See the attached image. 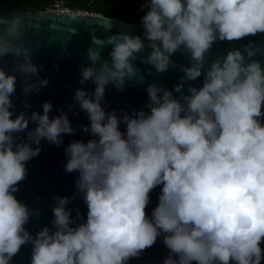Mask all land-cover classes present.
<instances>
[{"label":"clouds","instance_id":"9594fccd","mask_svg":"<svg viewBox=\"0 0 264 264\" xmlns=\"http://www.w3.org/2000/svg\"><path fill=\"white\" fill-rule=\"evenodd\" d=\"M141 11L143 39L119 35L110 61L90 46L91 64L80 69V83L95 85L93 92L77 89L73 97L89 121L79 127L92 138L68 144L64 171L78 173L75 187L87 206L86 220L73 226L66 205L76 195L56 196L51 227L35 237L25 225L40 213L15 196L27 178L26 164L39 155L41 140L59 146L63 135L77 128L63 110L50 117V102L43 103L42 114L12 111L16 73L23 74L25 96L49 81L38 78L33 48L24 39L25 16L15 15L0 28V61L14 57L12 73L0 64V264H10L28 243L30 264H129L160 237L168 249L163 264L264 261V66L253 59L264 55V48L249 43L243 52L229 50L205 65L217 40L264 33V0H143ZM86 15L56 11V16ZM145 40L151 51L141 62L156 72L175 69L171 57L178 51L188 55L190 66H181L184 75L173 90L148 85V111L106 112L107 85L123 90L126 79H133L139 70L133 61ZM202 75V87L189 85V94H183L185 84ZM74 107L68 105L69 111ZM76 215L81 216L78 208Z\"/></svg>","mask_w":264,"mask_h":264},{"label":"water","instance_id":"95a60500","mask_svg":"<svg viewBox=\"0 0 264 264\" xmlns=\"http://www.w3.org/2000/svg\"><path fill=\"white\" fill-rule=\"evenodd\" d=\"M85 13V12H81ZM85 17L56 16L55 11L34 10L32 8L0 6V28L11 22L15 15H24L26 18L25 41L30 42L33 48V63L39 66V79H48V84L39 93L35 91L25 96L22 92L23 74L16 73V92L11 97L14 103L12 111L18 115L24 112L31 115L33 111L43 113L42 105L50 102L53 110L50 117L58 116L63 110L67 113L72 126L77 128L74 134L63 135V143L56 146L47 140H41L39 155L27 162V178L19 183V190L15 193L16 198L34 211H39L40 215H33L25 225L26 229L35 237L36 233L43 227H51L54 219L52 208L55 206V197L76 195V199L67 208L72 209L74 225L86 220L87 206L77 192L75 181L78 173H66L64 171L67 162L65 148L73 140L87 142L92 137L80 129V125L89 124L87 114L79 108L73 97L77 89H85L93 92L95 85L89 80L84 84L80 83L81 66H89L90 59L87 56V49L92 46L101 52L103 59L110 61L112 43L122 34L140 35L143 39V27L140 22H128L116 17H107L102 14L86 12ZM144 51L138 53V58L133 64L139 70L131 81H125L123 90L107 85L105 89L102 106L106 112L117 110L132 112L133 110H145L147 108V87L155 84L167 90H173L174 86L180 82L184 73L181 66H190V58L183 51L176 52L171 59L176 63L175 69L169 68L164 73H158L147 63L141 62V57H147L151 51L148 48V41L145 40ZM251 43L254 47L264 48V33H257L254 36H247L240 40L219 41L217 40L205 56V65L210 66L217 58L227 54L229 50L240 49ZM14 57L8 55L4 57L0 64L9 73L14 71ZM253 59L259 60L264 66V55H257ZM58 65V67L56 66ZM99 67V62L97 63ZM37 77H33L35 80ZM204 76L185 84L183 94L187 95L189 85L202 87ZM179 97L181 93L173 92ZM25 102L31 105L26 107ZM68 105H74V109L69 111ZM14 118V117H13ZM35 124L29 123V129ZM120 130L125 131L126 126L122 123ZM21 139H26L24 133L18 134ZM36 147V145H33ZM160 187L151 193V203L146 209L150 215L156 206ZM80 210L81 216L77 217L76 209ZM264 248V244L261 245ZM32 244L28 243L21 247L10 264H30ZM168 255V249L163 245L162 237L158 238L155 245L146 249L138 258H133L129 264H163L164 258ZM264 264V261H262Z\"/></svg>","mask_w":264,"mask_h":264},{"label":"trees","instance_id":"16d2710c","mask_svg":"<svg viewBox=\"0 0 264 264\" xmlns=\"http://www.w3.org/2000/svg\"><path fill=\"white\" fill-rule=\"evenodd\" d=\"M52 0H0V6H13L46 10ZM76 9L116 17L128 22H140L144 12L141 11L143 0H67Z\"/></svg>","mask_w":264,"mask_h":264},{"label":"built area","instance_id":"2783aa9c","mask_svg":"<svg viewBox=\"0 0 264 264\" xmlns=\"http://www.w3.org/2000/svg\"><path fill=\"white\" fill-rule=\"evenodd\" d=\"M64 8H67L69 9L71 12H89L87 10H84V9H75L72 5H70L68 3L67 0H52L48 7H47V10H52V11H57V10H61V9H64Z\"/></svg>","mask_w":264,"mask_h":264},{"label":"rangeland","instance_id":"374dc122","mask_svg":"<svg viewBox=\"0 0 264 264\" xmlns=\"http://www.w3.org/2000/svg\"><path fill=\"white\" fill-rule=\"evenodd\" d=\"M91 1V0H90ZM75 8V7H74ZM76 9V8H75Z\"/></svg>","mask_w":264,"mask_h":264}]
</instances>
